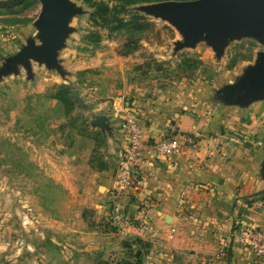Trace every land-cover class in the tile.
<instances>
[{"label":"rangeland","instance_id":"374dc122","mask_svg":"<svg viewBox=\"0 0 264 264\" xmlns=\"http://www.w3.org/2000/svg\"><path fill=\"white\" fill-rule=\"evenodd\" d=\"M70 1L80 12L73 20L74 30L67 43L72 55L59 61L60 73L43 65L39 68L37 64L30 72L19 65L4 83L0 82V264H67L64 246L68 234H58L60 229L55 222L56 213L60 214V202L51 201L58 194L52 190L51 164L64 157L63 146L73 140L82 147L89 137L97 138L95 129L99 128L92 127L97 117L109 115L117 124L121 113L125 117L121 118V125L126 126L129 116L139 120L137 113L144 114L143 108L139 112L135 105L143 95L175 84H182L194 96L195 89H202L204 100L221 97L227 100L226 91L237 86L264 55L262 35L254 31H244L228 39L220 52L206 34L194 45L182 46L181 28L159 12L166 3L180 1L130 6L121 17L129 21L130 14H137L145 17L146 24L142 21L145 25L141 29L129 25L113 31L93 23L94 8L81 0ZM41 11L39 0H26L13 10L0 8V32L5 33L10 53L16 54L37 34L33 21L39 19ZM18 20L29 22L26 26L11 27ZM6 44L1 41V48H6ZM131 49L136 52L123 55ZM89 59L96 60L97 67L84 72L69 65L71 60L79 64ZM187 59L192 62L186 63ZM63 87L78 89L85 105L73 98V106L54 99ZM260 102V99L251 102L256 104L253 112L259 111ZM255 138L252 136L249 140L255 143ZM38 208L42 210L41 216L37 214ZM146 220L154 230L145 239L156 231L151 215ZM261 228L250 227L245 239L253 255L264 262L254 254L251 245L253 234ZM82 236L71 242L82 245ZM118 238L126 241L124 244L143 239ZM224 240L227 242L228 238ZM137 250L130 249L126 258L136 261L144 254L137 255ZM39 254L44 257H36ZM189 260L186 253L176 254L175 258L161 260L159 264H196ZM93 264L111 263L97 256Z\"/></svg>","mask_w":264,"mask_h":264},{"label":"crops","instance_id":"0c3cea01","mask_svg":"<svg viewBox=\"0 0 264 264\" xmlns=\"http://www.w3.org/2000/svg\"><path fill=\"white\" fill-rule=\"evenodd\" d=\"M75 17L68 20V31L55 49L56 65L33 55L16 61L32 41L36 47L42 45L38 19L33 21L37 34L14 55L8 51L5 33L0 32V42L6 44V48L0 46V82L4 83L19 65L30 72L37 64L60 73L59 61L72 55L67 43ZM17 24L26 26L17 22L11 27ZM95 63L91 59L79 64L69 61L73 69L84 72L97 67ZM201 90L195 89L194 96L182 84H175L147 92L135 104L139 112L143 108L144 114L137 115L148 141L181 133L196 142V147H186L170 158L147 159L138 166L139 192L131 210L136 213L149 205L156 224V231L143 238L142 245L135 241L124 244L126 241L114 234L108 222L110 192L117 183L129 138L127 125H121L124 115L119 113L115 124V118L104 114L110 119L111 133L95 129L97 138L88 136L82 147L75 140L63 146L64 157L51 164L52 190L58 192L51 201L60 202L55 222L58 234H68L64 246L67 264H93L97 256L113 264L129 260L126 255L130 249H140L137 255L144 253L143 264H159L185 253L196 264H264L253 255L245 239L250 227L264 226V99H260L259 111L253 112L256 102L241 105L222 97L204 100ZM252 136L255 143L249 140ZM40 211L38 208V216L42 215ZM80 235L82 245L71 242Z\"/></svg>","mask_w":264,"mask_h":264},{"label":"water","instance_id":"95a60500","mask_svg":"<svg viewBox=\"0 0 264 264\" xmlns=\"http://www.w3.org/2000/svg\"><path fill=\"white\" fill-rule=\"evenodd\" d=\"M43 8L36 23L42 45L34 41L16 57L26 60L32 55L36 59H50L56 65L55 49L61 46L66 34L68 20L80 11L69 0H39ZM159 12L177 24L183 33L182 46L194 45L204 34L211 44L221 51L226 41L244 31L259 32L264 40V0H195L168 2ZM227 100L246 105L264 98V55L241 82L226 91ZM71 97L84 104L78 89L71 90ZM93 128L111 133V122L107 116H99L92 122Z\"/></svg>","mask_w":264,"mask_h":264},{"label":"built area","instance_id":"2783aa9c","mask_svg":"<svg viewBox=\"0 0 264 264\" xmlns=\"http://www.w3.org/2000/svg\"><path fill=\"white\" fill-rule=\"evenodd\" d=\"M128 144L123 154L118 180L110 194L108 222L114 234L122 239L144 238L152 233L154 226L146 218L152 209L143 206L133 213L131 206L138 195V166L147 159H167L184 148L196 147L195 140L186 134L178 133L169 138L148 141L142 123L134 116L127 118ZM254 254L264 259V227L252 236Z\"/></svg>","mask_w":264,"mask_h":264},{"label":"trees","instance_id":"16d2710c","mask_svg":"<svg viewBox=\"0 0 264 264\" xmlns=\"http://www.w3.org/2000/svg\"><path fill=\"white\" fill-rule=\"evenodd\" d=\"M83 3L94 8V12L91 15V20L93 23L99 27L108 30H118L129 25L137 26L141 29L146 23L144 16H139L137 14H130V20L126 21L121 16L127 13L128 7L133 5H138L142 3H158L166 1H195V0H81ZM26 0H0V8L13 10L18 6L25 4ZM113 4V5H112ZM144 21L145 24H142ZM20 23H28V20H18ZM117 23L118 26L113 27L112 25ZM136 49H131L128 52L123 53L125 56L132 55ZM192 60L187 59L186 63H190ZM71 88L63 87L53 98L62 101L67 106H73L74 101L70 97ZM141 239L137 240L140 243ZM122 264H143L142 256L140 255L136 261L125 260Z\"/></svg>","mask_w":264,"mask_h":264}]
</instances>
